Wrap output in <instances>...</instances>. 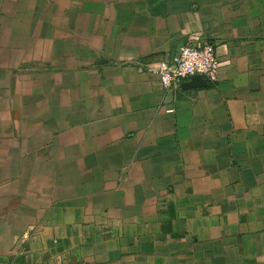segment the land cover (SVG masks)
<instances>
[{
    "label": "crops",
    "instance_id": "1",
    "mask_svg": "<svg viewBox=\"0 0 264 264\" xmlns=\"http://www.w3.org/2000/svg\"><path fill=\"white\" fill-rule=\"evenodd\" d=\"M0 264H264V0H0Z\"/></svg>",
    "mask_w": 264,
    "mask_h": 264
},
{
    "label": "built area",
    "instance_id": "2",
    "mask_svg": "<svg viewBox=\"0 0 264 264\" xmlns=\"http://www.w3.org/2000/svg\"><path fill=\"white\" fill-rule=\"evenodd\" d=\"M221 61L212 41L198 39L180 47L172 60L158 62L160 80L165 88L179 89L185 79L202 74L209 81L217 79Z\"/></svg>",
    "mask_w": 264,
    "mask_h": 264
},
{
    "label": "water",
    "instance_id": "3",
    "mask_svg": "<svg viewBox=\"0 0 264 264\" xmlns=\"http://www.w3.org/2000/svg\"><path fill=\"white\" fill-rule=\"evenodd\" d=\"M208 83V80L206 77L202 74H195L192 75L188 80H184L182 82V87L184 88H190L195 86H202L206 85Z\"/></svg>",
    "mask_w": 264,
    "mask_h": 264
}]
</instances>
